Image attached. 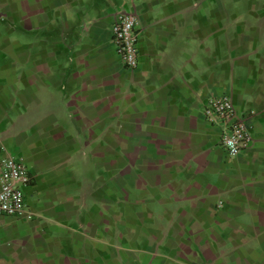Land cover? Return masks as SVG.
Returning a JSON list of instances; mask_svg holds the SVG:
<instances>
[{
  "label": "crops",
  "instance_id": "crops-1",
  "mask_svg": "<svg viewBox=\"0 0 264 264\" xmlns=\"http://www.w3.org/2000/svg\"><path fill=\"white\" fill-rule=\"evenodd\" d=\"M223 96L253 137L238 156L205 115ZM4 158L32 183L0 264H264V0H0Z\"/></svg>",
  "mask_w": 264,
  "mask_h": 264
},
{
  "label": "built area",
  "instance_id": "built-area-1",
  "mask_svg": "<svg viewBox=\"0 0 264 264\" xmlns=\"http://www.w3.org/2000/svg\"><path fill=\"white\" fill-rule=\"evenodd\" d=\"M137 26V15L132 12L120 13L112 26L116 52L130 70H136L140 64ZM205 115L212 124L222 126V142L230 156H238L251 145L250 127L236 110L231 97L210 98ZM0 168V215L23 216L27 209L26 188L32 183L30 170L23 160L15 158H4Z\"/></svg>",
  "mask_w": 264,
  "mask_h": 264
}]
</instances>
